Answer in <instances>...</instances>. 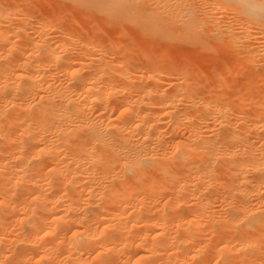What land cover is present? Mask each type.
<instances>
[{
    "label": "bare ground",
    "instance_id": "bare-ground-1",
    "mask_svg": "<svg viewBox=\"0 0 264 264\" xmlns=\"http://www.w3.org/2000/svg\"><path fill=\"white\" fill-rule=\"evenodd\" d=\"M0 264H264V0H0Z\"/></svg>",
    "mask_w": 264,
    "mask_h": 264
},
{
    "label": "rangeland",
    "instance_id": "rangeland-1",
    "mask_svg": "<svg viewBox=\"0 0 264 264\" xmlns=\"http://www.w3.org/2000/svg\"><path fill=\"white\" fill-rule=\"evenodd\" d=\"M40 6H43V7H46V8H47L49 5L47 4V2H46V4H45V2H43L42 4H40ZM86 22H87V20H86ZM126 37H127V38H126ZM126 37H125V39H124V42H128L129 39H130V38H128L127 35H126ZM126 39H127V40H126ZM106 41H108V40H106ZM110 42H111V43L113 42V44H116L115 41H110V40H109V43H110ZM109 43L105 42V44H109ZM111 43H110V44H111ZM110 44H109V45H110ZM191 55H192V57H190V59H193V60H196V61H197L198 57L195 55V53H194V54H193V53H190L189 56H191ZM194 55H195L196 57H195ZM186 56H187V54H186L185 52H183V53H181V54L179 55V58H180V60H184V59L189 60V59H188L189 56H188V57H186ZM199 60H200V62H201L200 64L203 65V66H200V67H199L200 69L198 68L197 72H198L201 76H202V74H203V76H205V74H207L206 77H209V76H214V75L216 74V73H215V72H216L215 69H211V68H210L211 66H213V62H214V61L211 60V57H210V56H206V57H204L203 59H199ZM207 60H208V61H207ZM202 63H203V64H202ZM204 63H205V64H204ZM216 63H217V61L214 62V64H216ZM207 64H208V65H207ZM209 65H210V66H209ZM210 71H213V72H214L213 75L211 74ZM208 74H209V76H208ZM230 74H231V73H230ZM230 74H229V75H230ZM229 75H227V77L229 78V80H228L227 77H224V78L227 80V82L230 84V82H232V81H230V80H233V82H236L237 87H240V88H238V89H239V90H238L237 87L235 86V83L232 84L233 87H231V88H235V89H237V90H235V89H230V88H228L227 86H226V87H223V88H224L225 90L228 89V91H229V89H230L231 91H229V92L226 90L230 95H234V94H235V93H234L235 91H236L237 94H238V93H239L238 91H240V89H241L242 87L245 88V87L243 86L242 83L245 82V83L247 84V82H246V81H243L242 79L245 80L246 78H244L243 76H239V75H238V77H236V75H234V74H231V75H230V76H232V78H231V77H229ZM203 76H202V78H203ZM230 78H231V79H230ZM238 78L241 79L242 83L240 82V80H239ZM236 80H237V81H236ZM251 84H253V82H251V83L249 84V87L247 86L250 90H251V86H250ZM258 85H259L258 83H256L255 85H252V89H253L254 87H255V88H256V87L259 88L260 86H258ZM228 86H229V85H228ZM253 86H254V87H253ZM255 88H254V89H255ZM258 88H257V89H258ZM254 89L251 90V92H252V91H256V90H254ZM258 90H259V89H258ZM232 92H233V93H232ZM231 93H232V94H231ZM256 93H257V91H256Z\"/></svg>",
    "mask_w": 264,
    "mask_h": 264
}]
</instances>
